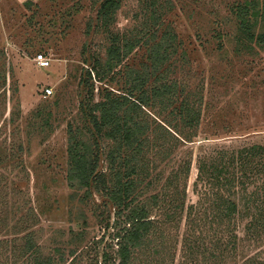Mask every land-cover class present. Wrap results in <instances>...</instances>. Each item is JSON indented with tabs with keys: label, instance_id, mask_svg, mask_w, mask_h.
I'll use <instances>...</instances> for the list:
<instances>
[{
	"label": "rangeland",
	"instance_id": "1",
	"mask_svg": "<svg viewBox=\"0 0 264 264\" xmlns=\"http://www.w3.org/2000/svg\"><path fill=\"white\" fill-rule=\"evenodd\" d=\"M117 1L104 32L102 0H0V260L5 264H30L31 252L22 251L30 236L45 256L60 263L64 253V264L73 259L70 250L93 253L96 239L108 249L112 230L99 215L107 211L97 209L100 196L84 198L87 189L74 192L70 186L67 150L69 124L73 129L86 125L80 105L92 86L81 83L85 69L94 55L105 63L111 33L131 41L149 27L158 38L165 32L175 37L177 52L166 63L169 77L202 89L205 101L197 141L188 145L194 159L201 144H264V49L240 46L231 12L234 3L245 0ZM135 47L123 66L141 68L146 61L149 47ZM39 54L49 66L39 65ZM126 81V75L113 82L109 77L100 83L93 79L95 99L102 97L103 88L124 90ZM46 87L53 89L49 96H44ZM154 113L170 118L159 107ZM102 159L100 170L105 171ZM195 168L194 161L188 204L197 200ZM185 231L184 219L172 264L182 260Z\"/></svg>",
	"mask_w": 264,
	"mask_h": 264
},
{
	"label": "trees",
	"instance_id": "2",
	"mask_svg": "<svg viewBox=\"0 0 264 264\" xmlns=\"http://www.w3.org/2000/svg\"><path fill=\"white\" fill-rule=\"evenodd\" d=\"M260 2L245 0L231 9L237 41L248 50L264 49ZM117 7V0H102L99 19L104 32ZM148 28L131 41L111 33L105 63L94 55L85 69L81 83H90L92 91L80 105L86 125L73 129L69 124L67 178L74 192L88 190L84 198L101 197L97 209L105 207L107 215H99L112 231L108 249L96 239L93 253L70 250L69 264H172L184 219L180 264H264V144H201L205 138L198 141L201 151L194 159L188 145L197 141L205 104L202 89L169 77L166 63L177 52L175 37L165 32L158 38L157 30ZM135 46L149 47L146 61L141 68L123 66ZM123 75L124 90L103 88L102 97L95 99L93 79L100 83L109 77L113 82ZM158 107L170 118L154 113ZM102 158L105 171L100 170ZM194 161L197 200L188 204ZM252 247L256 251L248 253ZM22 251L31 252L30 264L66 260L64 253L60 263L57 257L45 256L31 236Z\"/></svg>",
	"mask_w": 264,
	"mask_h": 264
},
{
	"label": "built area",
	"instance_id": "3",
	"mask_svg": "<svg viewBox=\"0 0 264 264\" xmlns=\"http://www.w3.org/2000/svg\"><path fill=\"white\" fill-rule=\"evenodd\" d=\"M36 60L39 63V65L42 67H47L50 64L49 60L43 54L37 55ZM52 92H53V89L51 87H46L44 89V96H49L52 94Z\"/></svg>",
	"mask_w": 264,
	"mask_h": 264
}]
</instances>
